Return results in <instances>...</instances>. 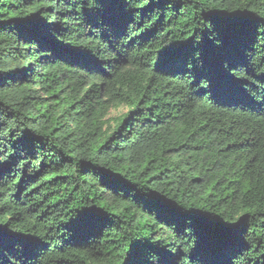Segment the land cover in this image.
Segmentation results:
<instances>
[{
	"label": "trees",
	"instance_id": "obj_1",
	"mask_svg": "<svg viewBox=\"0 0 264 264\" xmlns=\"http://www.w3.org/2000/svg\"><path fill=\"white\" fill-rule=\"evenodd\" d=\"M0 264H264V0H0Z\"/></svg>",
	"mask_w": 264,
	"mask_h": 264
},
{
	"label": "rangeland",
	"instance_id": "obj_2",
	"mask_svg": "<svg viewBox=\"0 0 264 264\" xmlns=\"http://www.w3.org/2000/svg\"><path fill=\"white\" fill-rule=\"evenodd\" d=\"M125 109L124 108H120V109H117V110H112V112H111V116L112 117H117V116H120V115H122V114H124L125 113Z\"/></svg>",
	"mask_w": 264,
	"mask_h": 264
}]
</instances>
